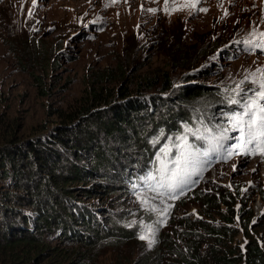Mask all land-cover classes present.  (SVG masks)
<instances>
[{
	"label": "rangeland",
	"instance_id": "1",
	"mask_svg": "<svg viewBox=\"0 0 264 264\" xmlns=\"http://www.w3.org/2000/svg\"><path fill=\"white\" fill-rule=\"evenodd\" d=\"M187 2L169 0L166 11L165 0H36L35 4L33 0H0V162L4 143L23 140L24 144L28 136L34 139L41 134L46 138L54 128H60L56 116L49 112L75 105L85 94L87 84L98 76L112 89V103L124 101L119 98L120 88L131 80L138 81L137 76L143 73L166 72L171 85L164 90L160 77L153 89L132 93V99L147 100L157 95V104H170L177 100L180 90L193 87L220 93L218 97L206 95L189 101L190 113L205 122V127L190 120L177 123L180 132L156 131L149 138L148 153L125 146L127 155L135 156V162L144 166L148 156L156 168L160 150L179 143L176 138L181 135H186L187 142L198 151L209 152L207 158H200L202 163L176 199L171 198L174 193L151 191L154 182L145 183L141 175L138 180H130L123 191L109 194L99 187L101 179L97 174L92 175L86 181H77L72 185V194L63 196L73 212L78 211L68 219L76 233L64 237L62 228L55 227L39 237L41 230L37 233L34 224L29 221L25 226L30 215L36 217L26 189L32 191L36 180L26 182L20 177L22 188L16 189L10 178H0V202L8 204L11 197V207L16 212L0 225L11 227L10 232L16 227L22 230L24 225L27 233L47 244L43 248L31 247V255L22 261L12 260V254L4 251L0 264H134L138 258L150 259L156 254L158 264H168L171 257L178 258V249L186 250L176 234L183 235L187 219L203 226L226 225L237 230L234 241L239 246L244 241L241 218L252 214L251 225L264 224V155H241L243 147H231L238 143L240 132L232 130L230 118L241 108L229 103L236 95L233 89L237 84L257 69H264V48L246 43L253 32H264V0H201L195 9L185 7ZM124 5L128 9H122ZM173 8L179 10L172 11ZM179 54L184 55L183 61L175 59ZM110 74L112 77H107ZM242 86L255 87L247 81ZM111 104L95 108L93 114H102ZM105 120H110V115ZM91 121L88 117L68 126H84ZM186 128L193 132L186 133ZM225 128L229 129V138L217 152H211L213 137ZM106 141L109 146L115 140L97 131L95 143ZM119 142H115L116 147ZM59 150L61 157L71 156L63 145ZM178 151L173 147L167 159H174ZM227 152L233 154L223 159ZM225 189L240 192L230 223L224 220L229 210L222 206L218 209L221 213H214L203 198ZM169 205L167 215L161 216L160 212ZM81 212L88 213L86 217L93 219L96 228L115 220L113 229L128 234L129 239L91 242L88 237L92 231L83 232ZM149 226L155 236L151 247L149 241L139 239L149 234ZM263 226L255 238L264 249ZM157 243H161V249Z\"/></svg>",
	"mask_w": 264,
	"mask_h": 264
},
{
	"label": "trees",
	"instance_id": "2",
	"mask_svg": "<svg viewBox=\"0 0 264 264\" xmlns=\"http://www.w3.org/2000/svg\"><path fill=\"white\" fill-rule=\"evenodd\" d=\"M182 58L184 55L175 56L177 60L183 61ZM107 77H112V75H107ZM137 77L138 81L137 79L131 80L132 86L125 84L120 88L119 98L124 101L112 103L115 101L112 89L107 88L105 86L107 83L101 76H98L95 82L87 84L85 94L75 105H71L68 110L62 107L49 112L51 116H56L55 119L60 128H54L48 137L45 138L38 134L34 139L28 136L29 139H26L24 144L23 140L21 143H14L15 140L4 143L1 151L4 156L3 162H0V178H10L12 187L16 189L22 188L19 184L20 177L27 179L26 182L36 180L31 188L32 191L26 188L36 217L33 219L30 215L25 220V226L29 221L31 225L34 224L37 233L39 229L41 230L39 237L55 227L62 228L64 237L76 233L71 229L69 220L78 211L73 212L63 196L72 194L74 190L72 185L78 183L77 181H86L88 177L97 174L101 179L99 187L111 194L123 191L130 180H138L140 175L145 177L150 173L155 174L156 165L150 162V157L147 156V161L143 162L145 165L141 166L139 162H135L134 155H127L125 146H132L133 150L139 153H148L151 148L149 138L156 131L160 133L180 132L177 123L190 120L195 125L200 124L205 127V122L196 120L195 115L190 113L189 101L206 95L220 96L215 89L205 91L201 87H193L180 90L177 100L170 104H157V95L147 100L141 97L132 99L130 98L132 93L138 94L142 90L153 89L160 77H162L164 90L171 85L166 72L143 73ZM43 94L46 95V93ZM109 104L111 107L102 110L104 111L102 114H93L95 108ZM106 115H110V120H105ZM88 117L92 120V123L88 125L68 126L75 120L79 121ZM97 131H102L106 137H113L115 141L109 146L107 141L103 144H96ZM117 140L121 142L116 147ZM25 144H27L26 147ZM62 145L71 152L70 157H61L59 149ZM125 158L129 162H126ZM174 194L178 197L182 195L179 191ZM69 195L68 197L71 198ZM234 196L225 189L223 192L216 191L209 198H203L214 213H221L218 209L224 205L226 210L230 211L224 220L230 223L234 216ZM11 205V197L8 198V204L0 202V222H7L10 217L13 218L16 215ZM79 214L81 225L85 228L83 232L90 234L92 231L88 237L91 242L92 240L109 242L116 237L118 239H129L130 237L128 234L118 232L117 228L113 229L116 225L115 220H109L103 228H96L93 219L86 217L88 213ZM251 215L241 218L244 234L249 239L244 253L241 252L239 243L234 241L238 234L237 230L226 225L203 226V223H194L187 219L188 225L182 232L183 235L176 234L178 239L183 240L186 250L178 249V258L170 256L172 260L168 264H264V250L257 244L255 238L264 224L261 225L258 222L252 224L249 229ZM25 226L22 225V230L16 227L14 232H10L11 227H7L6 224L0 225V255L4 251H9L12 254V260L22 261L25 256L31 255L33 250L31 247H47L44 239L35 237L33 233H27ZM1 227L4 228L3 231ZM83 242L86 243L84 240ZM204 243L206 246H203ZM157 245L161 249V243ZM158 258L159 254L150 259L144 256L136 259L134 264H158Z\"/></svg>",
	"mask_w": 264,
	"mask_h": 264
},
{
	"label": "snow or ice",
	"instance_id": "3",
	"mask_svg": "<svg viewBox=\"0 0 264 264\" xmlns=\"http://www.w3.org/2000/svg\"><path fill=\"white\" fill-rule=\"evenodd\" d=\"M115 3L116 0H111ZM201 0H188L185 3V7L196 8ZM36 0H33V4ZM169 0H165V10L167 11V5ZM175 3V0H173ZM178 8H173L172 11H177ZM150 12L157 11L156 9H148ZM199 11L206 12L207 9L200 8ZM31 14V11L29 12ZM227 15V12L225 13ZM253 48H264V32L252 34V39L246 42ZM258 73V75H257ZM245 81L251 83L255 87L245 89L242 85ZM235 92V97L229 100V103L236 104L240 106L241 111L235 113L231 118L230 122L232 125V130H239L240 136L238 137V143L232 145L234 149L243 147L244 151L240 153L241 155H264V69H257L256 73L246 76L244 81H241L233 89ZM248 93H251L249 95ZM229 129L225 128L221 131L218 137H213L215 142L214 146L210 149L211 152H217L219 147H222V142L228 139ZM185 132H193L192 129L186 128ZM195 134V133H193ZM179 143H174L172 145L165 146L162 148L161 156H158L159 166L155 169V174H149L143 177L145 183L154 182L151 185V191L157 192L158 194L176 193L177 191L182 192L183 186L187 184L189 177L192 175L193 171L198 168V165L202 163L201 157L207 158L209 152H200L195 149L192 145L187 142L186 135H181L176 138ZM159 141H155L158 143ZM251 145L252 147H249ZM175 147L179 151L174 159H167L171 153V149ZM233 153L227 152V154L222 157L223 159H228ZM235 165L233 170L235 171ZM172 199H176V195L171 196ZM171 205L165 207L161 212V216L167 215L170 210ZM135 223V222H133ZM132 225L130 224L129 227ZM147 233L140 235L139 239L149 241V247L155 243L154 229L149 226L147 228Z\"/></svg>",
	"mask_w": 264,
	"mask_h": 264
},
{
	"label": "clouds",
	"instance_id": "4",
	"mask_svg": "<svg viewBox=\"0 0 264 264\" xmlns=\"http://www.w3.org/2000/svg\"><path fill=\"white\" fill-rule=\"evenodd\" d=\"M226 190H228V191H230L233 195H235L234 196V198H233V201L235 202V205L233 206V207H236V198H238L239 196H240V192L239 191H236V192H233L232 190H229V189H226ZM213 193H216V191L215 192H213ZM238 195H237V194ZM258 196V198L259 199H261V197H260V195H257ZM222 206H224V205H221L220 206V208L222 207ZM225 207V206H224ZM226 209V208H225ZM232 220H233V217H232ZM249 229H250V226H251V223L249 222ZM240 227H241V231H242V233H243V236H244V241H243V246H240V249H241V252L242 253H244L245 251H246V249H245V245H246V243L249 241V239L245 236V234H244V231H243V228H242V223L240 224ZM257 240V244L262 248V246L258 243V239H256ZM263 249V248H262ZM264 250V249H263Z\"/></svg>",
	"mask_w": 264,
	"mask_h": 264
},
{
	"label": "bare ground",
	"instance_id": "5",
	"mask_svg": "<svg viewBox=\"0 0 264 264\" xmlns=\"http://www.w3.org/2000/svg\"><path fill=\"white\" fill-rule=\"evenodd\" d=\"M122 9H128V7H126V5H124V6L122 7Z\"/></svg>",
	"mask_w": 264,
	"mask_h": 264
}]
</instances>
